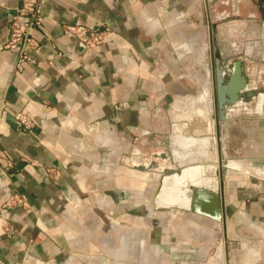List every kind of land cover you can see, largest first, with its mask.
I'll list each match as a JSON object with an SVG mask.
<instances>
[{"label":"crops","instance_id":"0c3cea01","mask_svg":"<svg viewBox=\"0 0 264 264\" xmlns=\"http://www.w3.org/2000/svg\"><path fill=\"white\" fill-rule=\"evenodd\" d=\"M19 2L0 0V105L7 107L0 117V264H102L99 249L107 242L97 244V225L88 220L98 205L105 206V218L124 210L129 191L131 206L141 204L146 175L131 160L155 144L157 131L169 132V152L159 156L201 164L200 182L212 185L207 163L197 159L205 156L210 127L201 93L212 70V37L232 38L229 60L242 58L250 94L242 90L243 101L232 107L258 113L259 97L264 106V58L253 53L260 40H240L264 30V0H42L34 62L15 71V53L4 44ZM66 23L107 26L112 35L86 50L63 34ZM18 111L30 124L17 123ZM249 164L264 173V165ZM248 177L233 184L229 200L233 213L251 219L249 230L260 234L264 181ZM92 181L100 184L91 189L86 182ZM153 181L154 205L157 177ZM98 189L105 201L94 202ZM218 191L224 197L222 187ZM14 192L25 203L4 205ZM257 235L229 264H264V233L259 244Z\"/></svg>","mask_w":264,"mask_h":264},{"label":"rangeland","instance_id":"374dc122","mask_svg":"<svg viewBox=\"0 0 264 264\" xmlns=\"http://www.w3.org/2000/svg\"><path fill=\"white\" fill-rule=\"evenodd\" d=\"M249 34L252 35L246 33L240 37L242 44L255 39L260 40V48L255 49L253 53H257V57L264 58V30L257 33L259 38H254ZM215 40L219 50L222 47L221 57H235L231 50L232 38L224 36L222 39L219 37ZM201 95H205V88ZM246 106L241 105L240 108L229 109L227 118L216 135L212 134L211 127H209L207 143L203 149L206 157L197 156L198 160L211 162L217 166L215 153L218 151V142L221 158L241 163L239 169L228 167L226 174L222 176L226 230L224 231L221 222L215 221L214 224V220L199 213L177 208H155L150 202V195L154 189L153 178H156V175L148 172L146 175H149L145 177L146 180L140 194L142 198H140L139 206H131L133 194L129 191L127 192L128 197L125 196V201H128L130 206L125 204L124 210L108 214L105 218L101 215L105 206L98 205L101 208L100 211L88 220L89 223L93 221L97 225L95 229L97 244H100V239L102 242H107L105 248L99 249L102 264H229V258L234 251L237 250L238 253L243 254L247 250L248 247H241V244L247 243L250 237L258 234L257 244L260 243V235L264 233V226L260 234L255 232V229L249 230L252 220L247 216L233 213L229 200L233 184L237 185L240 178L248 179V175H252L264 181V173H260L259 168H249V163L253 165L257 163V167L264 165V113H248L249 109ZM204 113L202 110L201 114ZM210 120L207 117L208 123ZM156 134L155 144L151 142L146 145L137 158L148 159L150 154L156 150L169 152V132L159 130ZM166 159L169 164L171 160ZM156 162L165 163L161 159H157ZM206 174L218 180V176L212 171L208 170ZM86 183L92 185L91 189L100 184L96 181ZM95 193L97 196L94 197V202L100 199L105 201L104 198H100L105 194L104 190L98 189ZM235 224L240 225L236 228Z\"/></svg>","mask_w":264,"mask_h":264},{"label":"water","instance_id":"95a60500","mask_svg":"<svg viewBox=\"0 0 264 264\" xmlns=\"http://www.w3.org/2000/svg\"><path fill=\"white\" fill-rule=\"evenodd\" d=\"M213 25L214 24H211L212 27ZM208 51L213 56V59L212 70L209 69L210 79L208 80L207 78L205 88V96L209 103V110H206L204 114L211 118L210 127L213 134V131L215 132V123L216 125L221 126L227 118L228 113H225V108L223 106L224 103L230 101L233 102L238 97L239 93H242V90H246L245 93L248 95L250 93L247 91L248 88L246 87V84H244L245 78L241 74V68H239L242 58L236 59L233 63L230 62V58H228V61L226 62H221V52L216 44L215 38L213 37L208 43ZM226 72L229 75L227 81L224 82V75ZM214 103L218 108V115H215L212 111ZM258 106L260 107L258 113H261V110L264 109L262 102H260ZM217 146L218 151L215 153L217 167L213 173L218 176V180H216L215 185L208 186L200 182V178L203 176V166L201 164L193 163L191 165H184L181 162H176V159L172 157L170 153L168 155L164 154L167 157L159 156L158 153L160 152L166 153L162 150H156L151 153L150 158L148 159L143 158L140 160L139 158H132L131 163L133 165L137 164L143 171L145 169L147 173L150 172L157 177L158 183L156 184L153 200L154 207L177 208L184 211L203 214L209 219L215 220L218 223L221 222L225 231V202L224 197L220 195L218 189L222 187V176L226 174L228 164L227 158L220 157L219 145ZM170 155L172 158H170ZM166 158L171 160H169V164H167L168 162H166ZM157 159H161L165 163H157ZM166 168L169 170L166 171ZM148 175L149 174L146 176ZM182 187H184V189H182Z\"/></svg>","mask_w":264,"mask_h":264},{"label":"built area","instance_id":"2783aa9c","mask_svg":"<svg viewBox=\"0 0 264 264\" xmlns=\"http://www.w3.org/2000/svg\"><path fill=\"white\" fill-rule=\"evenodd\" d=\"M42 0H20L14 12L10 15L8 38L4 47L15 53L14 70L20 71L26 63H33L31 52L36 48L37 41L34 30L41 25L43 16L41 13ZM62 32L84 49L92 50L107 42L112 31L107 26L90 28L83 24L66 23L62 26ZM7 111L6 105H0V117ZM18 124H30V118L23 111L14 113ZM0 155L2 151L0 150ZM25 203V197L17 193H11L4 205H20Z\"/></svg>","mask_w":264,"mask_h":264},{"label":"bare ground","instance_id":"6f19581e","mask_svg":"<svg viewBox=\"0 0 264 264\" xmlns=\"http://www.w3.org/2000/svg\"><path fill=\"white\" fill-rule=\"evenodd\" d=\"M246 51L247 52H250L251 51V48H250V46H246ZM255 53V52H254ZM262 101V99H261V97H259V102H261ZM263 106V105H262ZM254 109V108H253ZM256 110H257V112H259L260 111V107L259 106H257L256 107ZM262 111V110H261ZM253 112V111H252ZM261 113H264V111H262ZM172 139V138H171ZM206 143H207V138H206ZM173 147V146H172ZM208 151V150H207ZM209 153V152H208ZM161 156H164V155H162V154H160ZM211 161V160H210ZM216 161V160H215ZM227 164H228V167L229 168H233V169H239L240 167H241V163L239 162V161H233V160H227ZM216 165L214 164V163H211V162H207V164H206V170H210V171H212V172H214L215 170H216ZM138 173H142V174H140L142 177H143V174L144 175H146V173L147 172H145V169H144V171L142 170V172H138ZM264 176V175H263ZM212 181V185H215V182H216V179L215 178H210V182ZM203 215V214H202ZM205 216V215H204ZM212 220V219H211ZM213 221V220H212ZM214 222H215V220H214ZM217 222V221H216ZM222 252V251H221ZM218 255H220V253H218ZM216 256V255H215ZM216 257H218V256H216ZM222 258V257H221ZM220 260V259H219Z\"/></svg>","mask_w":264,"mask_h":264},{"label":"flooded vegetation","instance_id":"af4514ba","mask_svg":"<svg viewBox=\"0 0 264 264\" xmlns=\"http://www.w3.org/2000/svg\"><path fill=\"white\" fill-rule=\"evenodd\" d=\"M227 72L224 75V82L226 81V79L228 78V75H229ZM213 93H214V91H213ZM247 97H249L248 94H246V98ZM242 101L243 100H241V97L238 96L233 102H231V101L230 102H225L224 105H223L224 108H225V113H229V109H232L233 108L232 106L233 105H236L235 103H238L239 104ZM208 108H209V104H208ZM212 111L214 112L215 115H218V108L216 107V104L215 103L213 105ZM214 129H215V132L213 131V134L215 133V135H216L218 133V130H220V126L216 125V123H215V128ZM217 145H219L218 142H217ZM140 174H142V173H140Z\"/></svg>","mask_w":264,"mask_h":264}]
</instances>
